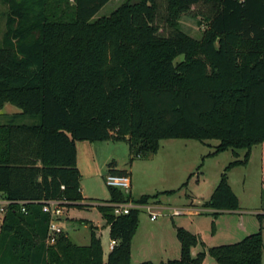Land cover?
<instances>
[{
	"label": "trees",
	"instance_id": "1",
	"mask_svg": "<svg viewBox=\"0 0 264 264\" xmlns=\"http://www.w3.org/2000/svg\"><path fill=\"white\" fill-rule=\"evenodd\" d=\"M32 1L12 5L10 25L16 16L24 20L15 38L39 32L36 60L21 56L8 35L0 45V109L11 103L39 118L0 124V200L9 201L0 203V264H131L137 208L117 216L97 205L117 240L106 260L93 224L87 245L64 232L46 244V200L92 206L82 202L78 141H127L131 163L156 154L164 139H217L211 155L246 150L226 170L247 165L260 144L264 172V0H132L98 18L110 0ZM184 15L207 22L201 38L181 30ZM108 165L128 173L115 160ZM109 188L107 202L146 203L177 192L133 197ZM206 206L215 217L240 208L225 172ZM257 216V232L208 253L222 264H263L264 213ZM176 234L180 258L138 264H201L206 250L191 253L197 235L182 226Z\"/></svg>",
	"mask_w": 264,
	"mask_h": 264
},
{
	"label": "rangeland",
	"instance_id": "2",
	"mask_svg": "<svg viewBox=\"0 0 264 264\" xmlns=\"http://www.w3.org/2000/svg\"><path fill=\"white\" fill-rule=\"evenodd\" d=\"M128 1L132 0H110L95 17L110 15ZM36 3L38 2L32 0H14L7 3L0 0V45L3 44L8 35L10 40L16 43L20 55L27 56L31 60L37 58L34 49L36 48L39 32L31 31L29 34L15 38V31L21 23H24V20L16 16L14 18L15 22L10 25L12 21L10 10L12 5L13 7L22 8L25 4ZM206 27L207 22L201 17L184 15L180 19L181 30L197 39L201 38ZM184 57L182 54L177 60H183ZM8 106L20 110L19 107L11 103H8ZM31 118L26 115L24 118H15L13 122H39L38 117ZM5 122L7 120L0 121V123ZM218 144L219 140L217 139H208L203 142L195 139H164L161 141L157 161H153V163L144 161L150 160L154 156L152 155L146 159L137 158L132 165L127 141L108 140L95 141L94 143L89 140L78 141L79 168L82 173L81 186L90 201L107 203L110 199L111 189L105 183V176L109 173L108 164L113 159L119 160L122 167L132 170L133 195L135 196L141 193L155 194L163 189H177L176 193L160 195L159 198L163 203L169 204L159 207L158 210L161 215L157 220L150 219L146 208L140 209L138 227L131 244L132 264L147 260L160 263L180 258V243L175 235L176 223H179V221H183L188 227L186 229L197 235L199 239L197 245L202 250L206 247V244L210 248L240 241L246 235L255 233L260 229V221L257 215L264 213L262 147L261 145L254 146L252 158L247 166H238L228 171L226 167L236 159V156L232 150L211 155ZM236 150L241 153L243 158L245 150ZM161 157L167 158L168 161L164 162L165 160L160 159ZM144 164L150 165H147L148 168H146ZM163 166H167L171 170L162 179L157 175V170L158 167ZM224 172L229 176V182L239 198L240 209L222 212L215 217L213 215L214 211L211 212L207 208L206 202L214 193ZM186 181L187 184L181 187ZM137 190L140 192H136ZM155 202L161 204L160 201ZM190 202H193V204H189ZM173 207L194 208L197 213L172 215L170 208ZM89 208L78 209L76 207L69 210V214L71 217L75 214L77 217L89 216L96 222L103 220L97 206L92 205ZM67 221L64 224V229L68 231L72 240L82 245L89 243V226L77 218ZM102 239L107 251L110 239L106 234L103 235ZM162 240L167 246L161 244ZM204 264L222 263L208 253L207 249Z\"/></svg>",
	"mask_w": 264,
	"mask_h": 264
},
{
	"label": "built area",
	"instance_id": "3",
	"mask_svg": "<svg viewBox=\"0 0 264 264\" xmlns=\"http://www.w3.org/2000/svg\"><path fill=\"white\" fill-rule=\"evenodd\" d=\"M105 183L108 187L118 188L122 190L126 194H131L132 182L129 173L126 174H118L109 172L105 176ZM1 204H8L7 200H0ZM84 203V202H83ZM66 201L58 200V199H50L46 200L43 205V211L49 214V225H48V233L46 244L52 245L56 242L57 237L64 232L62 227V219L65 215L68 206L66 205ZM97 205H107L110 206L113 210V213L117 216L124 215L130 213V211L134 208L141 209L146 208L149 212L151 220H157L161 215L159 212V205L153 200H149L146 203H138L133 201L128 202H107L102 203L98 202ZM172 215H182V214H190L192 210L185 207H173L170 208ZM22 211L26 212V209L23 207ZM117 244V240L111 239L109 243V248L112 250L114 246Z\"/></svg>",
	"mask_w": 264,
	"mask_h": 264
},
{
	"label": "crops",
	"instance_id": "4",
	"mask_svg": "<svg viewBox=\"0 0 264 264\" xmlns=\"http://www.w3.org/2000/svg\"><path fill=\"white\" fill-rule=\"evenodd\" d=\"M8 109H10L11 112L8 111ZM11 109H12V110H11ZM21 112H22L21 109L18 110V109H16V108H10V107L8 106V103H6V104L4 105V107L0 109V121L3 122V120H7V122H5V123H0V124H7V123H10V122H12V120H14L15 118L18 119V118H24V117H26V115H22ZM31 119H32V118H31ZM31 119H30V120H31ZM22 123H25V124H32V123H36V122H31V123L21 122V123H18V124H22ZM161 141H162V140H161ZM92 143H94V142H92ZM93 145H95V144H93ZM259 145H260V144H259ZM255 146H256V145H255ZM253 148H254V146H253ZM253 148H252V150H251L250 159H249L247 165L249 164V162H250V160H251V158H252V155H253ZM160 149H161V142H160V148H159L158 152H157L156 154H154V156H152V157L150 158V160H144V161H146V162H150V163H153V161H157V159H159V157H158L157 155H158ZM77 150H78V142H77ZM229 150H231V149H229ZM244 150H245V149H244ZM226 151H227V150H226ZM232 151H233V150H232ZM233 154L236 156V159H235V160H243L244 157H245V154H246V150H245V152H244V154H243V158H242L241 153H239L237 150L233 151ZM214 155H215V154H214ZM77 156H78V166H79V150H78V154H77ZM140 159H146V158H140ZM155 159H156V160H155ZM160 159L165 160L164 162H167V161H168L167 158H163V157H161ZM113 160H115V161L117 162V166H116V168H118V169H123V170L126 169V168L122 167L121 162H120L119 160H116V159H113ZM235 160H233V161H235ZM134 161H136V159H135ZM134 161L131 162L132 165H133ZM231 162H232V161H231ZM144 165H145L144 167L148 168L147 165H150V164H144ZM247 165H238V166H247ZM238 166H234V167H232V168H235V167H238ZM232 168H231V169H232ZM231 169H229L228 171H230ZM126 170H127V172L129 173V175H130V177H131V182H132L131 194H132V196H133V197H140V196L146 194V193H141L140 195H137V196L133 195V173H132V170H129V169H126ZM170 170H171V169H170L169 167H167V166L158 167L157 175H158L160 178L163 179L167 174H169V171H170ZM228 180H229V176H228ZM229 183H230V182H229ZM230 185H231V184H230ZM231 187H232V186H231ZM164 188H165V187H164ZM232 189H233V188H232ZM166 190H171V189H163V190H161V191H159V192H163V191H166ZM233 191H234V190H233ZM136 192H140V191L137 190ZM82 195H83L84 198H85L82 202L92 204L93 206H97V204H98L99 201H90V200L86 197L85 193L83 192V189H82ZM160 195H161V194H160ZM160 195H159V197H160ZM159 197L156 198L155 200H153V201H160L161 204H158L159 206L162 207V206H164V205H166V204H169V203H166V202L163 203V201H162ZM189 204H193V202H190ZM75 208H76L75 206H73V207H68V209L66 210L65 215H64L63 220H62V226H63V229H64V224L68 222L67 220H70V219H76V218L82 220V222H83L85 225L89 226V229H90V225H92V224H93L94 226L98 227L97 233H98V235H99L100 238H101L102 246H103V250H104V258H105V260H106L108 254H109V252L111 251L110 248L106 251L105 244H104L103 239H102L103 235L106 234V235H108L109 239L111 240V237H110V228H109V226L106 224V220L104 219L103 216H102V217H103V220H100V221H98V222L94 221L91 217H89V216H84V215H82L81 217H77L76 214H75L74 216L71 217L70 214H69V213H70L69 210H72V209H75ZM77 208L79 209L80 207H77ZM82 208H84V209H90L89 206H85V207H82ZM185 208H187V207H185ZM207 208H209V207H207ZM189 209L192 210V213H194V214L197 213V210H196V209H194V208H189ZM209 209L211 210V212H212V211H215V210L212 209V208H209ZM239 209H240V208H239ZM223 212H228V210L223 211ZM101 214H102V213H101ZM2 221H3V214L0 215V231H1V223H2ZM153 221H155V220H153ZM176 224H177L176 226H182V227H184V228H188V227L185 225V223H184L183 221H179V223H176ZM64 232H66V234L69 235V237L71 238V236H70V234L68 233V231H66V230L64 229ZM175 235L177 236V234H176V227H175ZM71 239H72V238H71ZM177 239H178V238H177ZM89 240H90V239H89ZM73 241H74V240H73ZM74 242H76V241H74ZM89 242H90V241H89ZM76 243H77V242H76ZM109 243H110V242H109ZM179 243H180V242H179ZM87 244H89V243H87ZM87 244H85V245H87ZM161 244H164V246H167V244L164 243L163 240L161 241ZM80 245H82V244H80ZM205 246H206V247H204V249H205L206 252H207V249H208L209 247L207 246V244H206ZM207 247H208V248H207ZM206 248H207V249H206ZM204 249H203V250H204ZM203 250H202V248L199 249V246H198V245L193 246L192 249H191L192 256H193V257H196L197 254H198L199 252L203 251ZM179 252H181V245L179 246ZM206 256H207V254H206ZM176 259H178V258H176ZM205 260H206V257H205L204 261H203L201 264H204ZM132 262H133V257H132V248H131V264H132Z\"/></svg>",
	"mask_w": 264,
	"mask_h": 264
}]
</instances>
